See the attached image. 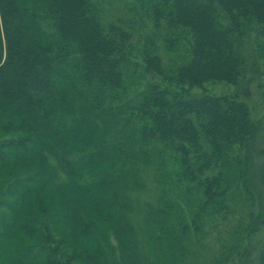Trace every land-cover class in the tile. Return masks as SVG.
<instances>
[{
	"label": "trees",
	"instance_id": "1",
	"mask_svg": "<svg viewBox=\"0 0 264 264\" xmlns=\"http://www.w3.org/2000/svg\"><path fill=\"white\" fill-rule=\"evenodd\" d=\"M134 1L133 11L152 25L150 47L142 50L141 57L153 80L129 108L125 125L137 130L142 146L153 143L166 150L176 166V183L202 191L198 196L201 211L211 207L222 213L228 207L232 168L240 160L237 151L254 138L256 127L250 107L237 95L194 96L191 92L211 82L237 84L245 75L248 65L242 44L248 32V37L264 41V0ZM121 22L107 20L101 0H0V194L5 190L0 195V247L6 253L4 264H14L6 242L9 230L30 243L16 250L17 260L24 264H105L99 232L106 239L112 233L127 249L122 236L126 203L112 172L105 170L112 151H91L101 133L91 114L101 117L109 110L106 99L119 100L126 88V71L139 57L134 52V33ZM156 40L161 44L156 45ZM162 48L173 58L165 59ZM76 143L81 146L74 150ZM261 152L264 157V149ZM12 159L18 160L19 169L3 173ZM100 166L106 167L98 170ZM252 167L251 163L250 171ZM260 172L264 182V164ZM32 189L106 194L89 197L90 207L78 206L73 216L69 195L61 194L58 220L69 223L70 234H85L87 243L74 249L72 237L60 234L44 205L39 215L33 212L17 224L12 215L24 196L22 191ZM97 211H110L109 216L96 217L109 224L106 233L94 224ZM150 220L164 221L161 214ZM88 242L95 246L94 258L85 256ZM93 246L89 243V249ZM253 264H264V240L258 244Z\"/></svg>",
	"mask_w": 264,
	"mask_h": 264
},
{
	"label": "rangeland",
	"instance_id": "2",
	"mask_svg": "<svg viewBox=\"0 0 264 264\" xmlns=\"http://www.w3.org/2000/svg\"><path fill=\"white\" fill-rule=\"evenodd\" d=\"M101 2L105 7L107 20L123 21L121 23L134 33V52L139 56L134 59L135 66L126 71V88L120 94L119 100L113 102L106 99L105 108L109 110L105 111L103 116L97 114L95 117L91 114V118H95L101 127L100 136L97 135V145L91 149L92 153L103 149L111 150L113 155L112 161L108 160L110 163L107 162V167L100 166L98 170L106 167L107 173L112 172L111 178L116 179L122 199L126 203L123 211L127 219L122 236L127 239V249H124L122 244L119 245L112 233L109 239L101 232L98 233V240L101 241L107 259L105 264H253L258 244L264 240V182L259 178L263 175L260 166L264 164L261 152L264 149V41L256 39L254 35L248 37L249 32L246 33L247 39L242 44V52L246 57L248 69L237 84L211 82L204 88L192 89L191 94L194 96L237 95L250 107L256 127L253 141L244 146L242 151H237L240 160L233 166L229 177L232 189L226 204L227 209L222 213L211 207L201 211V198L198 196L202 191L193 185L176 183V166L166 150L153 143L142 146L137 141V130L125 125V119L130 113L129 108L138 102L140 94L153 80L152 75L146 73L141 57L142 50L150 47L148 40L152 34V25L145 17L133 11L134 0ZM157 44L160 45L161 42L156 40ZM162 55L165 59L173 58V54H166L164 48ZM80 146L81 144L76 143L72 148L76 150ZM247 160L249 166L251 163L253 165L251 171ZM8 163V168L3 173L11 172L13 168L19 169L17 159ZM250 181H253V184ZM65 189L63 190L66 191ZM4 191L1 192V197ZM59 191H22L24 196L12 216L16 218V223L20 224L21 221L31 218L33 212L39 215L40 206L44 205L51 211L56 222L55 228L60 234L63 236L69 233L72 237L71 245L75 249L87 243L86 235L82 232L70 234L69 223L58 220L63 201L60 200L61 194L69 193L61 191L60 194ZM73 192L68 194V206L72 216L78 206L90 207L89 197L101 198L106 195L96 191L85 194L75 189ZM94 213V224H98L103 232L107 231L109 224L102 220L97 221L96 217L101 214L109 216L110 211ZM159 214L162 215V220L164 219L162 224L150 220L153 217L158 218ZM12 216L8 215L9 218ZM100 217L102 219V216ZM112 227L117 229L115 225ZM9 232L6 241L9 246L8 254L14 264H24L17 260L16 250L30 243L17 231ZM89 243L93 246L92 242H88L85 256L88 254L94 258L95 246L89 249ZM5 256L6 253L0 247V264L5 263Z\"/></svg>",
	"mask_w": 264,
	"mask_h": 264
}]
</instances>
